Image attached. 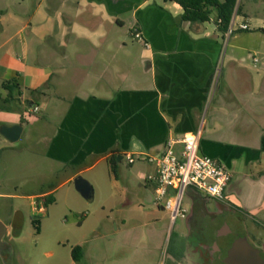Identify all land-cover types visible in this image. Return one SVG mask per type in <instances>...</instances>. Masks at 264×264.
<instances>
[{"label": "crops", "instance_id": "obj_1", "mask_svg": "<svg viewBox=\"0 0 264 264\" xmlns=\"http://www.w3.org/2000/svg\"><path fill=\"white\" fill-rule=\"evenodd\" d=\"M182 13L170 0H0V83L15 81L21 89L9 111L0 109V124L1 130L21 127L14 142L27 135L41 146L42 155L34 158L38 170L29 176L36 189L25 195L34 209L42 210L49 195L54 202L48 206L55 204L59 187L77 176L91 186L96 180L108 182L111 165L116 168L124 155L155 156L168 140L199 132V152L231 173L219 206L237 207L264 226V117L258 120L253 111L264 104V61L260 70L256 59L248 64L243 55H227L223 62L225 34L216 27L215 11L210 21L192 24L179 23ZM126 24L130 32L139 31L142 53H130L124 39L108 35V27ZM39 88L40 94L29 93ZM0 94L3 98L6 91ZM34 106L42 114L23 119L21 113ZM153 171L146 162L137 166L136 176L145 181ZM186 191L192 202L184 218L188 233L191 220L204 218L193 205L209 210L208 198ZM151 202L148 194L139 204L109 196L108 207L99 206L92 223L108 211V264H152L169 214L154 202L158 208L145 210L143 204ZM4 225L0 256L9 252L20 226L15 221ZM96 225L74 244L83 248L80 261L70 251L67 264H80L89 242L103 238ZM87 232L96 237L86 238ZM185 244L159 264H194L185 257Z\"/></svg>", "mask_w": 264, "mask_h": 264}, {"label": "rangeland", "instance_id": "obj_2", "mask_svg": "<svg viewBox=\"0 0 264 264\" xmlns=\"http://www.w3.org/2000/svg\"><path fill=\"white\" fill-rule=\"evenodd\" d=\"M237 5H239L240 11L236 14L234 32L229 36L228 34L224 35L222 61L224 62L227 55L230 54L243 55L246 63L253 64V59H256L258 61L256 63L257 70L263 69L261 63L264 61V0H237ZM245 18H247L246 23L249 25V29L237 30L236 23H241ZM128 29L127 24L120 29L108 27V35L124 39L127 50L132 54H140L145 51L143 42L136 41ZM131 60L129 58V63ZM210 105L211 101L203 112V118L207 114L209 115ZM253 111L258 120L263 118L264 104L261 106L258 104ZM41 114L42 111L38 110L35 116ZM1 128L0 124V221L4 224L10 221L17 222L21 226V234L17 237L11 236L10 250L0 256V264H67L70 260L71 248L79 241L87 227H95L96 224L94 225L92 221H95V217L99 214L101 204L108 207L109 196L127 197L139 204L142 203L145 194H148L152 202L143 204L145 210L158 208L152 205L153 202L155 203L153 186L136 176L137 166L144 165L147 161L136 159L134 164H128L125 160L117 164L115 168L116 181H114L111 172L110 179H108L110 181H94L92 200L83 199L71 183L59 187L55 204L43 205V209L39 211L34 209L33 201L26 198L25 195L28 191L36 189L33 177L29 178V176L32 175L31 171L38 170L34 165L36 163L34 158L42 155L41 146L29 142L26 138L27 135L22 136L16 142H9L1 134ZM33 146L32 152L35 156H32L30 151ZM36 174L38 175L37 171ZM187 193L188 191L184 193L182 199V208L186 211V217L192 209V202ZM13 195L17 196L13 197ZM206 207L210 212L217 211L216 203L213 200H206ZM15 211H19L20 215ZM106 212L107 217L98 221L96 225L98 233H103L104 236L97 241L89 242L87 256L80 264H108V211ZM85 216H87V220L81 226ZM236 216L238 215L227 216L228 240L233 241L237 237L243 236L249 243H253V237L264 242V226L261 223L244 215H239L240 218ZM32 219L38 220L41 231L39 235L35 233ZM222 221L223 219L218 217L212 226H219ZM185 222L179 217L173 223L169 217L166 219L164 228L161 230L162 235L160 236L158 233L164 242L160 248H156L152 264L162 262L171 251L180 253L182 249L179 246L185 241L182 237L187 233ZM94 237L96 234L89 233L86 238L94 239ZM196 239L197 236L193 235L186 241L190 245V241ZM253 244L256 245L255 242Z\"/></svg>", "mask_w": 264, "mask_h": 264}, {"label": "built area", "instance_id": "obj_3", "mask_svg": "<svg viewBox=\"0 0 264 264\" xmlns=\"http://www.w3.org/2000/svg\"><path fill=\"white\" fill-rule=\"evenodd\" d=\"M235 18L236 11L225 33L228 36L234 32ZM236 28L244 31L249 29V25L245 22L236 23ZM132 35L136 40H142L137 29ZM37 112L36 106L27 108L21 117L27 120ZM199 139V132L186 133L178 140H168L164 151L155 156L124 155L128 164L134 163L136 159L153 164L154 171L145 175L144 180L153 185L155 203L168 212L171 223L178 217L186 218L182 199L188 188L216 201L226 200L225 190L231 173L218 159L199 152ZM176 144L180 145L178 150L174 148Z\"/></svg>", "mask_w": 264, "mask_h": 264}, {"label": "trees", "instance_id": "obj_4", "mask_svg": "<svg viewBox=\"0 0 264 264\" xmlns=\"http://www.w3.org/2000/svg\"><path fill=\"white\" fill-rule=\"evenodd\" d=\"M167 1V0H166ZM177 3L183 10L182 15L178 19L179 23H204L210 21V16L213 11L216 13L215 24L219 32L225 34L230 26V22L236 11H240L237 0H170ZM6 91V96L2 98L0 94V109L9 111V105L15 101V96L21 95V89L15 81H4L0 83V91ZM31 95L40 94L41 88L29 90ZM35 103V102H34ZM260 149L264 152V137L260 141ZM111 172L115 176V167L111 165ZM54 202L53 196L49 195L45 198L44 205L47 206ZM32 224L35 228V233L39 234L38 220L32 219ZM21 226L14 232L19 235ZM83 248L81 246H73L71 248V257L75 262H79L83 256Z\"/></svg>", "mask_w": 264, "mask_h": 264}, {"label": "flooded vegetation", "instance_id": "obj_5", "mask_svg": "<svg viewBox=\"0 0 264 264\" xmlns=\"http://www.w3.org/2000/svg\"><path fill=\"white\" fill-rule=\"evenodd\" d=\"M213 201L216 203V212H208L205 208H200L199 205H193L196 213L204 216L203 219L191 220V229L185 237L186 244L184 254L185 257L188 256L194 264H221L220 259L223 258L226 249L232 243V241L228 240L229 230L226 228L228 227L227 216L236 214L238 218H240L239 215L247 217L241 210H238L237 207L229 209L222 208L219 206L220 201ZM218 217H221L223 221L221 225L211 231V229H208V226L214 224ZM193 235L197 236V239L195 241H190L189 245L186 240L190 239ZM256 241L258 240L253 237L252 242H255L256 245L253 243L250 244L259 251L260 256L264 259V242L262 240Z\"/></svg>", "mask_w": 264, "mask_h": 264}, {"label": "water", "instance_id": "obj_6", "mask_svg": "<svg viewBox=\"0 0 264 264\" xmlns=\"http://www.w3.org/2000/svg\"><path fill=\"white\" fill-rule=\"evenodd\" d=\"M20 130V126L6 127L1 130V133L7 140L14 142L18 139ZM73 187L83 199L91 200L93 198V188L85 178L81 176L74 178ZM5 233L6 226L0 221V246L3 245ZM220 262L221 264H264V259L246 237L240 236L232 241Z\"/></svg>", "mask_w": 264, "mask_h": 264}]
</instances>
